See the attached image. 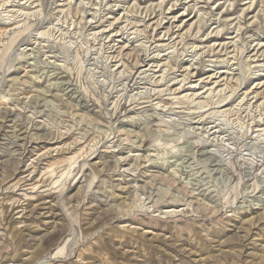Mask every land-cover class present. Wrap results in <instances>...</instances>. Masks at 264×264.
Masks as SVG:
<instances>
[{
  "label": "rangeland",
  "instance_id": "1",
  "mask_svg": "<svg viewBox=\"0 0 264 264\" xmlns=\"http://www.w3.org/2000/svg\"><path fill=\"white\" fill-rule=\"evenodd\" d=\"M0 264H264V0H0Z\"/></svg>",
  "mask_w": 264,
  "mask_h": 264
},
{
  "label": "bare ground",
  "instance_id": "2",
  "mask_svg": "<svg viewBox=\"0 0 264 264\" xmlns=\"http://www.w3.org/2000/svg\"><path fill=\"white\" fill-rule=\"evenodd\" d=\"M3 7V6H2ZM2 19H4V18H2ZM225 95V94H224ZM246 95V94H245ZM225 98V97H224Z\"/></svg>",
  "mask_w": 264,
  "mask_h": 264
}]
</instances>
